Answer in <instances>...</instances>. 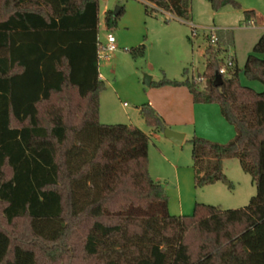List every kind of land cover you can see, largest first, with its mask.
<instances>
[{"label":"trees","instance_id":"1","mask_svg":"<svg viewBox=\"0 0 264 264\" xmlns=\"http://www.w3.org/2000/svg\"><path fill=\"white\" fill-rule=\"evenodd\" d=\"M145 1L146 14L190 19L192 0ZM207 1L212 11L241 9L237 0ZM123 11L104 13L109 32ZM254 14L242 11L246 26ZM99 21L98 0H0V264H55L69 248L83 260L74 264H264V31L217 87L229 29L204 49L203 89L188 77L151 83L218 103L235 129L226 143L190 138L196 188L232 187L223 160L236 158L255 184L245 206L196 202L193 213L175 215L148 172L149 135L99 119ZM127 52L142 55L143 45ZM240 72L263 89L242 85ZM140 114L154 131L167 127L148 102ZM19 221L23 240L11 232Z\"/></svg>","mask_w":264,"mask_h":264},{"label":"rangeland","instance_id":"2","mask_svg":"<svg viewBox=\"0 0 264 264\" xmlns=\"http://www.w3.org/2000/svg\"><path fill=\"white\" fill-rule=\"evenodd\" d=\"M118 1V4L123 5L127 4L128 0ZM237 1L241 4V9L243 10H247L257 3V0ZM261 1L264 2V0ZM98 2L100 19L98 37L99 40L104 43L106 32L104 30V16L102 11L106 3H109L112 10L115 8L116 4L113 0H98ZM138 4L141 10L138 11L139 7L136 8L133 4L127 13H122L119 17L117 26L111 31L113 35H115L116 31L120 30L122 27L125 43L120 46L119 51H126L125 53L127 54L118 58L117 64L119 74L116 78V89L120 95L117 97L114 104L116 114L118 115L116 118L118 119L112 122V124L115 122L122 124L133 123L149 135L147 155L148 172L151 175L152 169L156 168V170H159L158 174L162 175L159 180L165 187V193L168 197V210L170 213L174 214L173 209L177 206L178 192L177 189H175L176 182L171 168L166 167L159 169V166L157 167V164L160 161H164V158L181 165L182 168H184L183 171H186L187 183L185 184H189V198L192 203L190 207L191 212L189 214L194 211V202H204L222 208L233 209L247 205L250 198L255 195V184L252 182L251 176L242 170L237 158L226 160L224 163L223 172L230 180L232 187H228L225 183L219 182L202 186V188H196L194 186V174L192 172L193 160L191 157V144L189 140L192 135H200L189 133V135L184 138L181 145H176L174 142L164 137L162 131H156V135H151V128L144 123L140 114V108L142 104L147 103V100H145L146 95L150 93L151 98H155L164 105L165 99L168 97V94H165L166 96L157 94L159 91L158 88L147 84V76L151 77L153 81H159L164 78V76L175 79V77L188 74L191 79V73L193 72L194 76L197 77L199 73L201 74L204 71V49L208 42L205 37L206 33L199 31L198 36L194 37L191 34L189 26L178 23L174 19H168L164 13L158 12L155 13V15L145 14L144 4ZM192 4L194 5L193 9L195 14L201 16L206 23L203 24V26L220 27L221 25L224 26L222 28H227L233 33V43L228 47L227 51L235 55V64L238 68L242 69L247 55L251 54V48L262 34L263 28L260 27L258 23L256 27H244L242 19V16H244L242 15L243 10L235 9L230 5L220 8L216 11L217 13H215L212 11L207 0H192ZM260 12L264 16V7ZM121 20L122 26H119ZM140 45H143L142 55L134 57L131 53L127 52L130 47H137ZM101 64V70L108 73L109 68L103 61ZM134 70L138 72L137 75L134 74ZM239 79L242 85L253 87L257 91L263 89V85H261L260 82L248 80L242 72H240ZM198 86L203 89L205 87L204 82L199 83ZM210 104H212L211 107H206L207 109H204L203 113L206 115H203V119L201 118L203 121L202 123L205 125L203 128L205 133L210 131L208 128L209 121L207 120V113L210 114L208 110L209 108H215L216 110L218 107V103ZM164 107L165 112L166 105ZM166 111L167 119H169L170 122H173L174 119L178 121L177 117L172 114V112ZM167 127L177 131L172 127ZM209 135L203 134L202 136L214 142H219L211 139ZM226 142H228V140ZM181 191L183 192V187ZM215 200H223L225 203H223V205L221 203H214L213 201ZM24 227L25 222L19 221L15 225V231H11L16 240H23L24 236H26ZM68 253H71L70 259L67 257ZM60 255H62V257H60ZM60 255L55 259V264H65L66 262L74 264L83 261L80 253L74 250V248H69L64 251V254Z\"/></svg>","mask_w":264,"mask_h":264},{"label":"crops","instance_id":"3","mask_svg":"<svg viewBox=\"0 0 264 264\" xmlns=\"http://www.w3.org/2000/svg\"><path fill=\"white\" fill-rule=\"evenodd\" d=\"M113 1L116 4V6H119V7L121 6L120 4H118L119 3L118 0H113ZM135 1H137L138 3H142V4L146 3L145 0H134V1L128 0L127 4L122 5L123 9H124L123 12L127 13V11H129L130 7H132L133 4L136 6V8L139 7L138 11L141 10L140 5ZM191 6L192 7H190V16H189L190 19L189 20H183L181 18L179 19L177 17H174L170 13H168L164 10L159 11V12L164 13L165 16L168 17V19H174L178 23L189 26V28H190L189 23H193V24L199 25V26H203V24H206L201 16H199L198 14L197 15L195 14V11L193 9L194 5L192 4V2H191ZM261 7L262 8L264 7V2L261 0H257V3L252 5L251 8H249V9L254 10L255 17L250 21V24L248 26H246L244 24V27H246V28L256 27L257 23H258L259 26L262 27L263 31H264V16L260 12L262 9ZM109 9H111L109 6V3H106L104 5L103 11H102L103 16H104V13L106 11H108ZM249 9H247V10H249ZM241 10H243V9H241ZM214 12L217 13L216 11H214ZM243 18H244V16H242V19ZM120 25L122 26V20L119 23V26ZM99 26H100V22H99ZM104 26H105V23H104ZM217 27H219V26H217ZM222 27H224V26L220 25L219 28L227 29V28H222ZM104 30L106 33L109 32L107 30L106 26H105ZM111 31H113V30H111ZM263 31H262V33H263ZM123 32L124 31L122 30V27H121V29L116 31V34L114 35L116 38L117 49L115 51L111 52V54L107 58H100L99 62H98V72H100V78L105 83V90L99 96V107H100L99 119L102 123H106V124H112V122L117 121V119H118V118H116V117H118V115L116 114V110H115L116 108L114 106L117 97H119V95H120V93L116 89V84H117L116 78L119 74L117 63H118V58L120 56L127 55L125 53L126 51L125 52L119 51L120 46L123 43H125V37L123 36ZM230 54H232V53H230ZM232 56L234 57V59L236 61L235 55L232 54ZM261 57L264 58V55ZM102 61L109 68L108 73H105L101 70L100 65H102L101 64ZM137 73L138 72L135 71L134 74L137 75ZM191 76H194L193 72L191 73ZM187 77L189 78L188 74L182 75L181 77H175L174 80L181 81V80L186 79ZM152 81H153L152 78L147 76L148 85H151ZM156 88H158V90H159L157 92V94H162V95L168 94L167 99H165L166 110H168V112H172V114H174L177 117L178 121L176 119H174L173 122L172 121L170 122L169 119H167V116H166L167 113H165L167 111L165 110V112H164V109H165L164 106L165 105L162 104V102L157 101L155 98H151L150 93H148L146 95L145 100H147V102L154 107V109L157 111V113L162 117L163 121L166 122L167 126L172 127L175 130H177L178 132H181L184 134L183 140L186 136L189 135V133L200 135L199 137H201L203 134H205V135L211 134V135H209V137L211 139H213L215 141L223 142V143H225L227 140L229 141V140L233 139V137L235 136L234 127L228 121H226L224 119V117L221 114L219 105H218L216 110H215V108H209L208 111L210 114L207 113V120L209 121L208 128L210 131H208V133H205V131L203 129L205 125H204V123H202L203 122L202 117H203V115H206V114H204L203 112H204V109H207L206 107H211L212 104L203 103V102L194 103L192 101L191 94H190L188 88L184 85H182V86L164 85L163 87H156ZM150 130H151L150 131L151 135H156V131H154L152 129H150ZM163 160L164 161H160L157 164V167L159 166V169L166 168V167L171 168L173 175H174V178H175V182H176L175 189H177V192H178V201H177L176 208L173 209L174 214L175 215L189 214L191 212L190 207H191L192 203L190 202V198H189V193H190L189 192V184H185V183H187L186 171H183L184 168H182L181 165H179L175 162L169 161V159H167V158H164ZM226 160H229V159L223 160V170H224V163ZM152 171H151V175L153 176L152 178L156 181L161 182L159 179L162 177V175L158 174L159 170H156V168H153ZM192 172H193V167H192ZM219 182H221V181H219ZM219 182H216V183H219ZM213 184H215V183H213ZM208 185H212V184H208ZM182 187H183V192L181 191ZM213 202L219 203V204L221 203L222 205H223V203H225V202H223V200H220V201L215 200ZM195 203L196 202H194V204ZM225 205H229V204H225ZM184 206H185V209H184Z\"/></svg>","mask_w":264,"mask_h":264},{"label":"built area","instance_id":"4","mask_svg":"<svg viewBox=\"0 0 264 264\" xmlns=\"http://www.w3.org/2000/svg\"><path fill=\"white\" fill-rule=\"evenodd\" d=\"M190 24V30H191V34L196 37L198 36L199 31H202L204 33H206L205 37L207 38V41L210 45H214L217 41V33L216 31L221 29L217 26H199V25H195L193 23H189ZM105 42L102 43L99 40V47H98V56L99 59L100 58H107L111 52L115 51L117 49V44H116V38L115 36L112 34V32H107L105 35ZM234 59L232 54H230L229 52H227L224 56L223 62L221 63L218 72L221 74V76H226L228 75V72L230 69H232L233 65H234ZM190 79V78H189ZM193 82L199 84L204 82V77L202 74L199 73V75L197 77L195 76H191V79Z\"/></svg>","mask_w":264,"mask_h":264},{"label":"water","instance_id":"5","mask_svg":"<svg viewBox=\"0 0 264 264\" xmlns=\"http://www.w3.org/2000/svg\"><path fill=\"white\" fill-rule=\"evenodd\" d=\"M119 8H120L119 6H115V8L113 9V13L116 14L119 11ZM221 83H222V76L218 71H216V74L213 80V86L217 87V85H220ZM162 132H163L164 137L168 138L169 140L174 142L176 145L182 144L183 136H184L183 133L174 131L168 127H166Z\"/></svg>","mask_w":264,"mask_h":264}]
</instances>
